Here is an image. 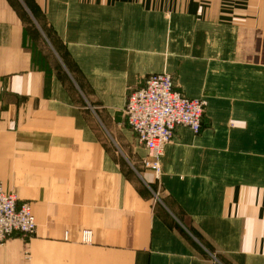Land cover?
<instances>
[{
	"label": "crops",
	"instance_id": "crops-1",
	"mask_svg": "<svg viewBox=\"0 0 264 264\" xmlns=\"http://www.w3.org/2000/svg\"><path fill=\"white\" fill-rule=\"evenodd\" d=\"M163 72L205 109L156 174L124 109ZM0 181L37 223L0 264H264V0H0Z\"/></svg>",
	"mask_w": 264,
	"mask_h": 264
},
{
	"label": "built area",
	"instance_id": "built-area-1",
	"mask_svg": "<svg viewBox=\"0 0 264 264\" xmlns=\"http://www.w3.org/2000/svg\"><path fill=\"white\" fill-rule=\"evenodd\" d=\"M205 102L185 96L176 89L171 74L163 72L147 77L144 85L129 92L125 114L138 142L147 151L144 167L159 174L166 146L178 127L199 134ZM36 220L29 202L19 203L0 181V244L14 234L33 235Z\"/></svg>",
	"mask_w": 264,
	"mask_h": 264
},
{
	"label": "rangeland",
	"instance_id": "rangeland-1",
	"mask_svg": "<svg viewBox=\"0 0 264 264\" xmlns=\"http://www.w3.org/2000/svg\"><path fill=\"white\" fill-rule=\"evenodd\" d=\"M126 115V114H125ZM126 119H127V116H126ZM127 123H128V121H127ZM145 161V160H144ZM143 164H144V162H143ZM11 192V191H10ZM12 193H14V192H12ZM15 194V193H14ZM17 196V195H16ZM17 199H18V197H17ZM34 215V214H33ZM37 224V223H36Z\"/></svg>",
	"mask_w": 264,
	"mask_h": 264
},
{
	"label": "bare ground",
	"instance_id": "bare-ground-1",
	"mask_svg": "<svg viewBox=\"0 0 264 264\" xmlns=\"http://www.w3.org/2000/svg\"><path fill=\"white\" fill-rule=\"evenodd\" d=\"M86 238V237H85Z\"/></svg>",
	"mask_w": 264,
	"mask_h": 264
}]
</instances>
